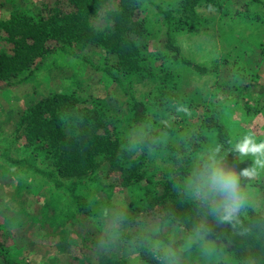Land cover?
<instances>
[{"label":"rangeland","instance_id":"rangeland-1","mask_svg":"<svg viewBox=\"0 0 264 264\" xmlns=\"http://www.w3.org/2000/svg\"><path fill=\"white\" fill-rule=\"evenodd\" d=\"M157 1L170 5L173 12H179L180 0ZM242 2L236 0L234 8L239 11L228 14L193 5L191 15L199 22L189 32L177 30L175 42L182 54L206 64L210 69L200 75L182 68L175 61H168L166 68L172 73L181 96L173 102L166 101L165 92H161L163 88L158 89L163 74L159 68L152 67L154 80L151 83L144 79L137 80L135 75L122 77L126 88L124 92L102 71L59 49L50 52L31 72L26 70L11 77L15 82L5 84L4 80H0V154L20 156L27 152L29 147L24 143L22 130L26 121L22 118L28 105L46 94L71 90L102 97L106 101V114H118L121 124L116 123L115 140L119 142L125 139L121 145L116 143L119 149L122 146L124 150L135 147L134 152H142L144 146H135V143L138 144V139L140 141L145 137L146 152L154 159L149 166L156 169L152 177L154 181L159 180V175L167 169L178 168V164L170 160L180 155L182 148L179 146L185 147L182 156H187L191 167L177 162L192 173L200 163L202 154L214 143H223L228 147L229 140L239 139L250 131H255L258 139H264V0L263 4L243 5ZM21 4L20 0H0V8L4 10L18 8ZM147 15L150 22L139 38V45L141 51L150 56L146 64L155 57L158 63L160 54L170 55L165 47L164 26L152 8ZM65 46L87 56L96 64L103 56V50L97 46L78 43ZM147 84L151 85V93H146ZM132 98L139 100V103L135 102V110L143 107L148 111L153 110L150 98L160 100L156 104L168 109L170 120L162 112H157L158 121L153 123L151 129L147 127L148 134L140 131L146 128L140 125L142 121H135L139 129L136 133L124 122L122 115ZM202 109L213 112L214 131L198 130V117L203 113ZM105 127V137L112 139L109 133L114 128L110 123ZM190 133L191 138L188 136ZM41 159L38 157L37 163L49 167L47 163L51 158ZM232 159L230 154L229 160ZM99 163L91 174H97L100 183H116L119 171L109 170L105 162ZM251 163V158H247L239 167ZM151 182L131 187H102V184L92 180L86 186L79 187L91 211L84 214L75 209L65 190L53 187L37 173L8 164L0 155V240L3 248L12 259L26 264H93L95 254L104 249L126 258L129 264H142L136 248L123 240L121 232L132 227L151 231L161 228L181 240L180 244L187 249L186 256L193 264H216L214 260L201 262L197 257V252L213 245L212 233L198 235L197 232H186L170 224H160L157 208L140 212L135 222L115 219L114 212L125 207L129 198H137ZM244 191L247 205L241 212L252 207L264 215V171L246 182ZM0 264L5 263L0 260Z\"/></svg>","mask_w":264,"mask_h":264},{"label":"trees","instance_id":"trees-1","mask_svg":"<svg viewBox=\"0 0 264 264\" xmlns=\"http://www.w3.org/2000/svg\"><path fill=\"white\" fill-rule=\"evenodd\" d=\"M243 5L263 4L262 0H242ZM20 7L10 10L0 8V80L11 84V77L21 72H31L54 49L66 51L77 56L92 68L102 71L107 78L126 91L122 77L135 75L137 80H154L152 67L163 71L162 83L158 89L165 92L166 101L179 100L178 85L166 66L168 61H175L182 68L195 74H206L210 67L193 61L181 53L175 42L177 30H194L199 22L191 13L193 5H202L220 13L238 12L234 8L236 0H180L179 12H173L170 5H163L157 0H20ZM152 8L164 26L165 47L169 56L160 54L161 60L152 58L146 64L147 57L141 51L139 38L146 31L150 20L148 11ZM93 45L103 50L99 63H93L87 56L66 49L65 44ZM110 54L112 57H109ZM155 63V64H154ZM38 64V65H37ZM152 64V65H150ZM146 78V79H145ZM18 80H22L19 78ZM173 83V84H172ZM4 85V84H3ZM146 93H151L147 84ZM81 94V95H80ZM133 99V98H132ZM153 110L134 109L133 99L128 101L127 110L122 113L128 127L137 133V123L146 127L141 133L148 134L154 122L158 121L157 112H162L170 120L168 109L151 100ZM198 117V130L201 132L216 129L213 127V112L202 109ZM155 114V115H153ZM197 119V117L195 118ZM22 130L25 145L29 148L20 156L1 153V157L10 164L23 167L41 175L55 188L66 191L75 209L90 214V209L79 192L88 182L96 180L102 187L139 186L151 182L137 198H129L126 206L114 212L115 219L135 222L140 212L157 208L160 224L180 227L186 232H197L201 226L210 228L213 245L197 252L201 262L214 260L216 264L231 261L233 264H264V215L248 207L241 212L233 224H218L208 216L205 209L195 200L188 187L193 171L185 170L177 161L190 166L187 156L180 155L171 159L178 168L166 170L153 180L155 168L149 167L153 157L146 152L145 137L135 146H144L142 152L134 149H119L125 142L116 141V123L121 124L118 114H106V101L102 97L85 95L78 91L46 94L38 101L25 108ZM114 128L112 139L106 136L105 125ZM138 124V123H137ZM99 128V129H97ZM100 130V131H97ZM102 130V131H101ZM220 130V129H219ZM226 132V130H225ZM191 133L188 135L191 138ZM220 135V133H218ZM138 136V135H137ZM138 138H140L138 136ZM128 140V139H127ZM136 141V140H135ZM133 141V142H135ZM119 145H117V144ZM134 150V151H133ZM50 157L49 167L40 166L36 159ZM184 159V161H182ZM105 162L109 170L119 171L117 181L100 183L97 174H91L99 162ZM172 164V165H173ZM81 174H85L82 175ZM170 176V177H169ZM168 196V199L167 197ZM168 200L164 202L165 200ZM124 241L136 248L142 264H164L163 253L170 248L181 250L180 264H193L186 256V250L176 239L161 228L157 231L128 228L121 232ZM0 260L5 264H26L12 259L0 240ZM78 264H91L81 263ZM93 264H129L124 257L105 249L95 254Z\"/></svg>","mask_w":264,"mask_h":264},{"label":"clouds","instance_id":"clouds-1","mask_svg":"<svg viewBox=\"0 0 264 264\" xmlns=\"http://www.w3.org/2000/svg\"><path fill=\"white\" fill-rule=\"evenodd\" d=\"M247 158H251V165L239 167ZM261 171H264V139H258L256 132L250 131L239 139L229 140L228 147L223 143L209 147L194 168L188 187L208 216L221 225L233 224L247 205L244 184ZM197 231L198 235L211 232L207 226ZM163 256L164 264H180L181 250L170 248Z\"/></svg>","mask_w":264,"mask_h":264}]
</instances>
